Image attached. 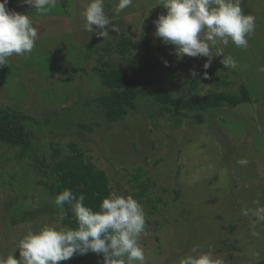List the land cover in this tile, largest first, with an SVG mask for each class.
<instances>
[{
  "label": "rangeland",
  "instance_id": "1",
  "mask_svg": "<svg viewBox=\"0 0 264 264\" xmlns=\"http://www.w3.org/2000/svg\"><path fill=\"white\" fill-rule=\"evenodd\" d=\"M90 2L55 0L47 14L23 0L8 3L13 11L29 12L39 38L31 53L14 54L0 67V106L32 117L24 125L39 158L51 161L54 148L63 157L78 155L105 172L112 192L132 195L143 206L146 234L139 243L145 264H179L193 247L212 249L225 264H264V220L259 218L264 215L259 211L264 209V71L259 70L264 67V0H242L245 14L255 17L247 48L230 41L214 49L233 57L237 66L225 68L220 55L207 69V57L178 58L175 46L155 37L154 24L151 68L141 63L143 30L153 9L163 8L160 0H133L120 13L114 11L119 0H105V12L119 29H108L105 39L86 30L82 13ZM165 13L163 8L156 19ZM122 38L133 41L132 52L125 57L113 52L106 59L136 78L138 89L160 87L187 98L237 93L244 84L252 102L173 113L143 97L123 120L109 123L94 102L107 92L95 68L101 48ZM19 153L0 142V258L15 252L19 259L17 246L28 231L62 227L61 209L47 189L49 178ZM241 159L248 163L241 165ZM59 264L102 263L89 252Z\"/></svg>",
  "mask_w": 264,
  "mask_h": 264
},
{
  "label": "clouds",
  "instance_id": "2",
  "mask_svg": "<svg viewBox=\"0 0 264 264\" xmlns=\"http://www.w3.org/2000/svg\"><path fill=\"white\" fill-rule=\"evenodd\" d=\"M8 3L9 0H0V67L8 65L14 54L31 53L39 38L29 12L13 11L7 7ZM23 3L40 14H47L55 0H23ZM132 3L133 0H119L115 13ZM160 5L166 13L153 21L154 35L163 44L175 46L178 58L207 57L203 65L207 69L215 56L223 55L220 62L225 68L237 66L233 57L214 49L218 43L227 46L230 41L238 48L248 47V37L255 30V17L245 14L242 0H160ZM82 15L86 30L98 37L107 38L108 29L119 31L105 12V0H91ZM164 63L168 65L167 61ZM259 70L264 71V67ZM191 75L195 77L198 73L192 69ZM238 163L246 165L248 161L241 159ZM84 201L83 194L77 197L71 189L63 190L56 196L55 204L60 208L70 205L77 226L46 225L37 231L30 230L18 243L19 259L14 252L0 258V264H59L89 252L102 254L104 264H145V250L139 243L142 234H146L143 206L132 195L117 192L109 193L98 211ZM243 214L248 215V210ZM259 218L264 220V215ZM179 264H225V260L212 249L200 252L193 247L180 258Z\"/></svg>",
  "mask_w": 264,
  "mask_h": 264
},
{
  "label": "trees",
  "instance_id": "3",
  "mask_svg": "<svg viewBox=\"0 0 264 264\" xmlns=\"http://www.w3.org/2000/svg\"><path fill=\"white\" fill-rule=\"evenodd\" d=\"M18 1L9 0L12 3ZM162 9V7L153 9L149 16V23L143 30V52L140 61L147 68H151L150 32L153 21ZM133 46L134 43L130 38H122L115 45L107 44L101 48L103 56L98 58L99 65L95 71L107 92L94 99V102L97 107L105 111V118L109 123L123 120L129 109L143 97L152 98L161 110L173 113L208 112L226 106L252 102L244 84L239 86L237 93L211 91L206 94H194L187 98H176L168 90L160 87L138 89L136 78L127 75L122 68L114 67L110 59H106V56L113 52L125 57L132 52ZM29 120H32V117L20 110L0 106V142L19 148L20 158H31L38 172L43 177L49 178L50 184L47 185V189L52 196L56 197L63 190L71 189L77 197L83 194L85 205L98 211L102 200L112 192L105 172L91 163H86L78 155L63 157L59 155L60 152L56 148L53 149L51 161L39 158L32 149L33 134L28 132L24 125V122ZM203 120V116L199 115L197 123H203ZM86 129L90 131L92 128L87 127ZM60 209L61 217H63L62 227L75 228L76 220L70 205L65 204ZM97 256L104 264L103 255Z\"/></svg>",
  "mask_w": 264,
  "mask_h": 264
}]
</instances>
